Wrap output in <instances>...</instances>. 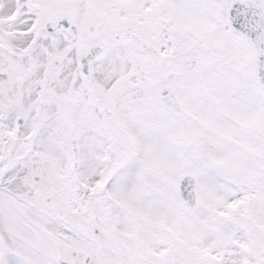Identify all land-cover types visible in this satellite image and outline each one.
<instances>
[{
	"label": "snow or ice",
	"instance_id": "1",
	"mask_svg": "<svg viewBox=\"0 0 264 264\" xmlns=\"http://www.w3.org/2000/svg\"><path fill=\"white\" fill-rule=\"evenodd\" d=\"M0 264H264V0H0Z\"/></svg>",
	"mask_w": 264,
	"mask_h": 264
}]
</instances>
